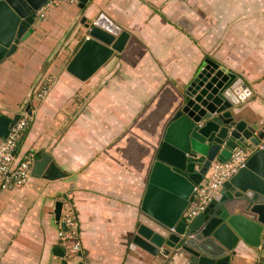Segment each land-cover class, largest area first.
<instances>
[{"label": "crops", "instance_id": "crops-1", "mask_svg": "<svg viewBox=\"0 0 264 264\" xmlns=\"http://www.w3.org/2000/svg\"><path fill=\"white\" fill-rule=\"evenodd\" d=\"M101 13L130 39L83 82L66 67L85 24ZM39 16L34 32L0 63V116L11 121L29 111L18 157L33 155L34 163L46 152L68 175L33 174L19 189L0 190V264H184L132 242L139 223L154 225L141 203L155 131L162 135L178 91L205 58L246 81L253 97L243 116L264 125V0H88L84 8L53 1ZM184 18L191 30L181 25ZM46 77L52 87L38 101ZM57 201L62 214L69 204L79 219L78 255H68L60 241ZM231 264H264V248L247 249Z\"/></svg>", "mask_w": 264, "mask_h": 264}, {"label": "water", "instance_id": "water-1", "mask_svg": "<svg viewBox=\"0 0 264 264\" xmlns=\"http://www.w3.org/2000/svg\"><path fill=\"white\" fill-rule=\"evenodd\" d=\"M51 1L55 0H0V63L34 32L36 21L43 20L40 10ZM87 2L79 0L80 7ZM180 23L192 29L187 19ZM85 28L88 37L66 67L83 82L122 53L130 39V33L104 13ZM252 97L241 76L210 58L178 91L174 115L162 135L154 137L157 144L141 203L154 225L139 223L134 246L184 264H231L247 249L264 248V125L243 116V105ZM20 117L17 114L10 121L0 116V127L4 120L9 122L7 134L0 131L1 138ZM239 148L251 151L245 165L225 182L220 195L187 220L183 213L211 163L228 161ZM32 171L50 180L68 175L46 152L35 156ZM62 207L63 202L57 201L54 213L65 230L60 223ZM56 250L65 254L61 248Z\"/></svg>", "mask_w": 264, "mask_h": 264}, {"label": "built area", "instance_id": "built-area-1", "mask_svg": "<svg viewBox=\"0 0 264 264\" xmlns=\"http://www.w3.org/2000/svg\"><path fill=\"white\" fill-rule=\"evenodd\" d=\"M55 1H68L69 3L79 2V0ZM87 37L88 34L86 32L84 38ZM51 87L52 79L46 77L36 92L35 97L37 100L43 101L47 97ZM31 120L32 115L29 111L23 110L20 119L9 131L8 135L5 138H0L1 191L19 189L24 186L33 175V155H29L25 159L17 155V149L30 127ZM250 155L251 151L239 148L234 151L228 161H213L203 180L195 186L193 201L184 211L183 216L186 217L187 220H190V218L201 213L215 197L220 195L225 182L245 165ZM61 221L65 224L66 229L60 231V241L68 255H78L82 251L80 222L72 205L68 204L64 208Z\"/></svg>", "mask_w": 264, "mask_h": 264}, {"label": "rangeland", "instance_id": "rangeland-1", "mask_svg": "<svg viewBox=\"0 0 264 264\" xmlns=\"http://www.w3.org/2000/svg\"><path fill=\"white\" fill-rule=\"evenodd\" d=\"M155 135H157L156 131H155ZM154 144H155V147H156L157 142H155Z\"/></svg>", "mask_w": 264, "mask_h": 264}]
</instances>
